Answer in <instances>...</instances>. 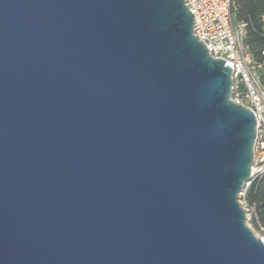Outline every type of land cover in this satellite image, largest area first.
Wrapping results in <instances>:
<instances>
[{
  "label": "water",
  "instance_id": "1",
  "mask_svg": "<svg viewBox=\"0 0 264 264\" xmlns=\"http://www.w3.org/2000/svg\"><path fill=\"white\" fill-rule=\"evenodd\" d=\"M185 0H0V264H264L240 195L257 120Z\"/></svg>",
  "mask_w": 264,
  "mask_h": 264
},
{
  "label": "built area",
  "instance_id": "2",
  "mask_svg": "<svg viewBox=\"0 0 264 264\" xmlns=\"http://www.w3.org/2000/svg\"><path fill=\"white\" fill-rule=\"evenodd\" d=\"M232 3L233 0H185L194 15V34L213 57L224 60L233 71V101L249 107L257 120L252 177L240 195L247 214L254 215L255 209L247 204L245 196L253 181L264 175V85L261 81L264 63H255L248 52L246 24H235ZM261 239L264 241L263 236Z\"/></svg>",
  "mask_w": 264,
  "mask_h": 264
},
{
  "label": "trees",
  "instance_id": "3",
  "mask_svg": "<svg viewBox=\"0 0 264 264\" xmlns=\"http://www.w3.org/2000/svg\"><path fill=\"white\" fill-rule=\"evenodd\" d=\"M232 12L235 24H246L245 45L254 62L264 63V0H233ZM245 201L255 209L254 225L264 228V175L253 181Z\"/></svg>",
  "mask_w": 264,
  "mask_h": 264
},
{
  "label": "rangeland",
  "instance_id": "4",
  "mask_svg": "<svg viewBox=\"0 0 264 264\" xmlns=\"http://www.w3.org/2000/svg\"><path fill=\"white\" fill-rule=\"evenodd\" d=\"M242 202V201H241ZM253 219H254V215L253 214H247V220H246V223L248 225V227L253 231V233L261 238V236H263L264 238V228L262 230V228L260 227L259 229L254 225L253 223Z\"/></svg>",
  "mask_w": 264,
  "mask_h": 264
}]
</instances>
